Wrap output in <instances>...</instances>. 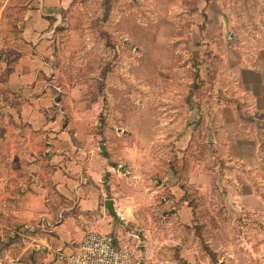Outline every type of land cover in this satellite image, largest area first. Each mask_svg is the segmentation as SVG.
I'll return each instance as SVG.
<instances>
[{"label": "rangeland", "instance_id": "1", "mask_svg": "<svg viewBox=\"0 0 264 264\" xmlns=\"http://www.w3.org/2000/svg\"><path fill=\"white\" fill-rule=\"evenodd\" d=\"M213 1L75 0L56 28L58 128L91 135L104 156L97 181L116 213L104 207L101 230L139 264H264V113L245 107L249 88L264 94V0ZM32 2L0 0V175L16 167L17 134L39 133L18 120L7 82ZM209 21L221 25L211 34ZM7 181L0 263L52 264L71 241L34 240L17 214L19 179ZM52 181L51 202L63 199Z\"/></svg>", "mask_w": 264, "mask_h": 264}, {"label": "crops", "instance_id": "2", "mask_svg": "<svg viewBox=\"0 0 264 264\" xmlns=\"http://www.w3.org/2000/svg\"><path fill=\"white\" fill-rule=\"evenodd\" d=\"M73 3L75 0H33L22 17L19 40L21 53L8 73L7 82L9 88L21 96L18 120L39 133L33 136L17 134L16 167L14 169L8 165L4 170L7 174L0 175V185L9 186L7 180L10 176H17L19 179L18 189L21 193L16 196L19 204L17 214L25 227L34 228L35 234L32 238L51 246L54 237L53 243L60 244V247L71 241L70 245H65L66 250L76 245L86 229L110 232L101 230L105 190L97 181L99 170L104 168L105 158L96 151L91 135H80L77 131L69 133L66 126L63 127L64 123L58 128L64 109L61 99L57 100L61 96L57 85L52 83L55 73L50 72L55 71L52 62L56 55V28L65 18V14L71 11ZM213 3L219 8L222 6L219 0H214ZM217 14H214V19L218 18ZM228 16L226 14L225 21L230 23L231 18ZM216 23L209 21L205 30L209 28L211 34L214 27L212 24ZM216 25L217 29L221 26L220 23ZM233 76L234 73L231 80L234 79ZM248 93L254 97V103H245V107L264 113V105L255 101H260L264 94H257L251 88ZM56 110L58 113L54 115ZM30 141L31 147H27ZM51 163L55 166L52 173ZM112 165L115 166L114 162ZM45 173L49 174V182L42 178ZM51 178L55 190L63 199H54L51 202V195L47 192L49 186L51 187ZM175 195L178 197V192ZM112 199L115 206L116 200L114 197ZM52 205H55L56 212L51 208ZM182 209L184 205L179 211ZM54 213H61L62 218L51 222ZM51 230H55L57 234L52 236ZM52 264L66 263L56 259Z\"/></svg>", "mask_w": 264, "mask_h": 264}, {"label": "built area", "instance_id": "3", "mask_svg": "<svg viewBox=\"0 0 264 264\" xmlns=\"http://www.w3.org/2000/svg\"><path fill=\"white\" fill-rule=\"evenodd\" d=\"M56 256L66 264H139L126 244L110 232L86 230L72 248L55 249ZM7 264H28L10 259Z\"/></svg>", "mask_w": 264, "mask_h": 264}, {"label": "water", "instance_id": "4", "mask_svg": "<svg viewBox=\"0 0 264 264\" xmlns=\"http://www.w3.org/2000/svg\"><path fill=\"white\" fill-rule=\"evenodd\" d=\"M99 147L102 150H105V147H104L103 143H100ZM114 165H115V163H114ZM118 169L122 170V166L119 165ZM105 185H106V187H109L108 183H106ZM104 205L107 208V210L109 211V213H111L112 215H114L116 213L115 208L113 206V199L111 197H107V198L104 199ZM217 264H223V263L221 261H219Z\"/></svg>", "mask_w": 264, "mask_h": 264}]
</instances>
